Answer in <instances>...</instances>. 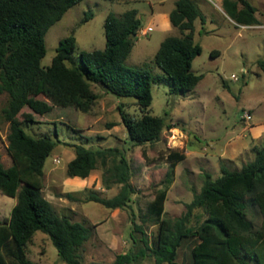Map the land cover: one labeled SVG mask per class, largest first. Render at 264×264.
Listing matches in <instances>:
<instances>
[{"label": "trees", "instance_id": "16d2710c", "mask_svg": "<svg viewBox=\"0 0 264 264\" xmlns=\"http://www.w3.org/2000/svg\"><path fill=\"white\" fill-rule=\"evenodd\" d=\"M82 1L0 0V95L8 97L3 117L9 123L7 140L12 159V166L5 168L0 155V191L17 200L9 222L0 223V264H32L26 246L37 232L49 236L64 264H85L79 251L94 235V227L60 216L43 195L46 161L57 142L49 136L28 134L18 118L25 108L37 115L53 110V105L35 94H45L56 105L83 113L90 112L99 99L93 85L119 98H135L142 118L137 120L122 112V122L129 139L138 146L159 141L165 129L174 127L149 113L152 85L156 83L151 71L127 64L133 38L143 29L136 9L106 17L104 49L82 51L76 63L77 40L71 35L60 40L51 65L42 66L49 29ZM222 7L239 25L260 23L256 8L248 0H223ZM169 19L181 35L161 42L154 63L171 80L172 93L185 95L203 79L192 71V65L202 53L194 40L195 21L204 22V15L193 0H176ZM257 65L264 72V59ZM30 115L26 121L32 119ZM74 149L75 157L67 165L68 177L86 179L101 169L104 189L118 187L111 198L91 193L85 201L109 210L128 207L135 188L130 183L129 162L120 149H90L78 144ZM253 150L255 159L241 170H229L221 163L219 178L214 180L206 173L201 191L185 206L186 214L175 219L166 217L165 202L175 168L185 155L171 151L163 188L148 204L141 224L133 223L130 250L116 255L111 263L95 264H142L149 257L153 264H179V250L189 238L197 240L191 250V264H264V148ZM67 197L74 199L71 194ZM195 209H201L206 218L197 228H190L188 221ZM256 211L260 225L254 219ZM146 226L158 227L154 240Z\"/></svg>", "mask_w": 264, "mask_h": 264}, {"label": "rangeland", "instance_id": "374dc122", "mask_svg": "<svg viewBox=\"0 0 264 264\" xmlns=\"http://www.w3.org/2000/svg\"><path fill=\"white\" fill-rule=\"evenodd\" d=\"M193 1L203 13L204 22L195 21L194 40L201 46L202 53L194 60L192 71L203 75V79L185 95L172 93L171 80L154 63L161 42L181 35L167 16L175 8L174 0H84L51 26L45 37L47 53L42 66L51 65L60 40L71 35L77 40L73 58L77 63L80 52L105 48L104 24L110 13L121 15L128 10H138L143 29L133 38L134 47L127 64L144 66L151 71L156 83L152 85L153 102L149 113L174 126L165 129L155 143L135 145L123 125L122 112L141 119L143 113L136 99L119 98L96 85L93 90L99 99L88 113L60 107L45 94H35L36 98L53 105V110L46 115H37L25 108L18 116L28 134L49 136L57 142L46 161L43 195L60 216L94 227V235L79 251L85 264L111 263L116 255L130 250L133 223L141 224L148 204L163 188L170 168L168 157L171 151L184 154L185 159L175 168L174 182L165 204L166 217L175 219L186 214L185 206L193 200L195 193L201 191L205 174L217 179L214 165L208 160L210 141L219 139L222 142L225 126L237 119L244 98L240 91L245 82L252 79L251 86L260 84L256 73H264L257 65L258 60L264 59V0H248L256 8L255 16L260 22L254 26L239 25L226 16L223 0ZM87 15L89 20L83 22ZM213 51L218 55H212ZM232 75L237 80L232 79ZM243 90L246 93L248 89ZM7 101L5 94L0 95V155L5 168H10L9 123L3 117ZM29 115L32 119L26 121ZM77 144L90 149H120L129 162L130 183L135 188L128 207L109 210L101 204L85 201L91 193L111 198L118 193V187L104 189L101 169L93 171L85 183L67 176V165L75 157L74 145ZM68 194L74 199L68 198ZM16 203V198L0 191L1 224L9 222ZM205 218L201 209L193 210L188 227L197 228ZM254 219L260 225L258 211ZM145 229L149 238L154 240L158 227L146 226ZM196 243L195 238L184 241L179 250V264H191V250ZM26 254L32 264H64L49 236L42 232H37L27 244ZM153 262L154 259L149 257L142 264Z\"/></svg>", "mask_w": 264, "mask_h": 264}, {"label": "crops", "instance_id": "0c3cea01", "mask_svg": "<svg viewBox=\"0 0 264 264\" xmlns=\"http://www.w3.org/2000/svg\"><path fill=\"white\" fill-rule=\"evenodd\" d=\"M173 9L167 13L168 17ZM223 13L228 16L225 11ZM244 71L246 72V68H244ZM256 74L257 81L261 85L251 86L254 81L252 79H249V82H245L243 89L248 90L246 93L243 89L240 91L241 96L243 95L244 97L241 109L237 119L233 120L229 126H225L226 132L222 138L223 141L221 142L217 138L215 141H210L209 149H211V153H209L208 160L209 163L214 165L217 178L221 176V163H224L229 170H241L244 164L255 159L254 147L264 148V87L262 86L264 84V73ZM243 113H249L250 118L243 119ZM74 179L79 183H85L88 178L81 179L76 177Z\"/></svg>", "mask_w": 264, "mask_h": 264}, {"label": "built area", "instance_id": "2783aa9c", "mask_svg": "<svg viewBox=\"0 0 264 264\" xmlns=\"http://www.w3.org/2000/svg\"><path fill=\"white\" fill-rule=\"evenodd\" d=\"M232 79L237 80V77L235 75H232ZM242 118L245 119V120L249 119L250 118L249 113H243Z\"/></svg>", "mask_w": 264, "mask_h": 264}]
</instances>
